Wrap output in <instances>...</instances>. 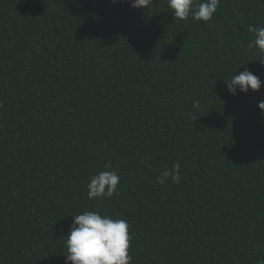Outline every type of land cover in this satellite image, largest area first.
I'll return each mask as SVG.
<instances>
[{
  "label": "trees",
  "instance_id": "16d2710c",
  "mask_svg": "<svg viewBox=\"0 0 264 264\" xmlns=\"http://www.w3.org/2000/svg\"><path fill=\"white\" fill-rule=\"evenodd\" d=\"M250 25L264 0L207 22L167 0H0V264H65L84 211L128 221L131 264H264V84L225 83L264 81ZM174 163L180 183H155ZM105 170L119 195L89 199Z\"/></svg>",
  "mask_w": 264,
  "mask_h": 264
},
{
  "label": "clouds",
  "instance_id": "9594fccd",
  "mask_svg": "<svg viewBox=\"0 0 264 264\" xmlns=\"http://www.w3.org/2000/svg\"><path fill=\"white\" fill-rule=\"evenodd\" d=\"M112 2L115 3L116 0ZM129 3L133 8L146 9L153 5V0H129ZM219 3L220 0H167L175 18L185 20L191 16L193 20L204 22L212 19ZM248 31L254 34L249 48L258 49L260 54H264V27L250 25ZM260 63L264 65V62ZM225 83L227 91L236 95L238 91H258L264 81L245 68ZM257 107L264 114V100L259 101ZM106 168L111 169V165H106ZM169 178L172 183H180L179 163H174L170 169H164L156 177L155 183L163 185ZM119 181L120 176L116 170L100 171L89 178L86 185L88 198H111L113 195H119ZM71 217L72 223L64 237L65 264H131L130 225L127 220L113 219L95 211H84Z\"/></svg>",
  "mask_w": 264,
  "mask_h": 264
}]
</instances>
